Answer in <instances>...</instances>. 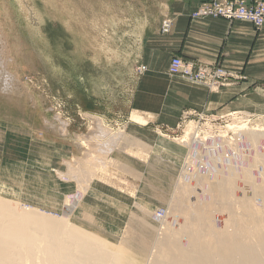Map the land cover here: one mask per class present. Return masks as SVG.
I'll list each match as a JSON object with an SVG mask.
<instances>
[{
    "label": "rangeland",
    "instance_id": "rangeland-1",
    "mask_svg": "<svg viewBox=\"0 0 264 264\" xmlns=\"http://www.w3.org/2000/svg\"><path fill=\"white\" fill-rule=\"evenodd\" d=\"M167 2L0 0V196L68 217L111 245L130 240L125 260L143 233L150 245L138 264H154L156 236L176 199L170 189L188 177L187 163L197 166L213 140L235 150L239 132L264 128V87L219 105L221 87L204 92L172 75L169 99L143 107L153 101L139 91L137 67L147 64L146 40L160 33ZM155 62L164 65L163 53ZM191 123L196 151L182 141ZM83 170L91 178L72 207ZM134 216L143 222L130 224Z\"/></svg>",
    "mask_w": 264,
    "mask_h": 264
},
{
    "label": "bare ground",
    "instance_id": "bare-ground-1",
    "mask_svg": "<svg viewBox=\"0 0 264 264\" xmlns=\"http://www.w3.org/2000/svg\"><path fill=\"white\" fill-rule=\"evenodd\" d=\"M188 129L182 141H189L194 151L197 127L191 123ZM237 137L235 150L226 139L207 143L197 166L194 160L187 163L192 174L171 187L176 199L172 197L163 231H158L155 250H150L154 264H264V128L245 129ZM82 173L79 193L67 201L72 207L88 188L91 175ZM138 205L149 209L145 203ZM157 212L159 217L166 215V210ZM134 220L142 223L144 216H134L129 223ZM91 231L68 217L52 216L37 207L20 208L0 196V264H138L147 255L150 237L143 233L133 246V257L125 260L130 240L117 247Z\"/></svg>",
    "mask_w": 264,
    "mask_h": 264
},
{
    "label": "crops",
    "instance_id": "crops-1",
    "mask_svg": "<svg viewBox=\"0 0 264 264\" xmlns=\"http://www.w3.org/2000/svg\"><path fill=\"white\" fill-rule=\"evenodd\" d=\"M203 1L168 0L166 3L163 19L172 18L173 25L168 33H163L161 26L155 38L146 40L148 69L141 74L143 86L139 91L153 102L143 107H157L158 98L166 102L171 96L173 79L168 67L174 56L196 66H223L234 74L216 96L219 105L231 102L239 94L264 87V26L258 29L250 21L222 17L193 18L192 13ZM162 53L164 65L157 67L156 56ZM208 89L203 86L204 92Z\"/></svg>",
    "mask_w": 264,
    "mask_h": 264
},
{
    "label": "built area",
    "instance_id": "built-area-1",
    "mask_svg": "<svg viewBox=\"0 0 264 264\" xmlns=\"http://www.w3.org/2000/svg\"><path fill=\"white\" fill-rule=\"evenodd\" d=\"M193 18L222 17L227 20H247L258 29L264 26V0H204L192 13ZM173 25V19L167 17L162 23V32L168 33ZM147 65L137 67V73L142 74ZM170 75H181L186 79L211 87L220 88L226 85L233 73L223 66L210 67L186 61L180 56H174L168 68Z\"/></svg>",
    "mask_w": 264,
    "mask_h": 264
}]
</instances>
